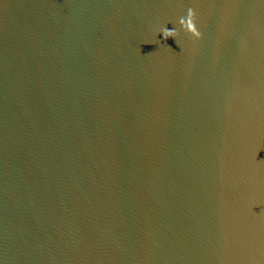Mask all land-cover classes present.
<instances>
[{"label":"water","instance_id":"obj_1","mask_svg":"<svg viewBox=\"0 0 264 264\" xmlns=\"http://www.w3.org/2000/svg\"><path fill=\"white\" fill-rule=\"evenodd\" d=\"M0 264H264V0H0Z\"/></svg>","mask_w":264,"mask_h":264},{"label":"clouds","instance_id":"obj_2","mask_svg":"<svg viewBox=\"0 0 264 264\" xmlns=\"http://www.w3.org/2000/svg\"><path fill=\"white\" fill-rule=\"evenodd\" d=\"M179 27L185 34L191 36L195 40L201 38V33L196 27V14L193 9L189 8L186 16L180 17L178 20ZM162 36L164 39L175 38L178 36V32L175 28L169 30L167 28L162 29Z\"/></svg>","mask_w":264,"mask_h":264}]
</instances>
